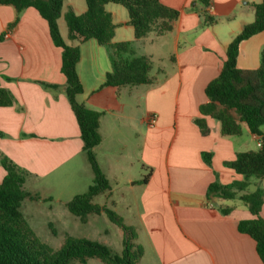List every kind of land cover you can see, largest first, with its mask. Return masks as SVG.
Here are the masks:
<instances>
[{"label":"crops","instance_id":"0c3cea01","mask_svg":"<svg viewBox=\"0 0 264 264\" xmlns=\"http://www.w3.org/2000/svg\"><path fill=\"white\" fill-rule=\"evenodd\" d=\"M159 1L179 17L171 32L153 33L158 42L149 50L137 48L146 37L134 38L122 7L104 6L116 26L112 43L129 42L135 55L150 59L152 75L163 74L152 85L120 89L101 87L111 70L108 48L94 40L79 43L67 37L65 15L69 10L82 15L85 1H63L58 29L64 43L80 53L76 73L83 90L76 100L102 114L101 143L94 148L97 163L108 180L111 167L103 162L112 138L123 148H128L129 131L138 139L137 163L149 170V176L145 184L131 181V188H139L135 232L142 257L150 256L152 264H263L255 242L237 229L239 221L252 218L246 207L237 199L214 198L218 205L233 207L229 215H222L206 198L214 182L226 186L243 181L224 163L238 153L257 150L256 137L246 128L240 136H222L219 123L210 117H205L206 135L194 124L201 117L199 107L208 101L205 87L218 76L228 44L253 22V6L262 0H206V5L201 0ZM205 15L212 24L204 25ZM16 17L17 24L7 30ZM263 50L264 31L241 43L237 68L257 69ZM153 58L164 65L154 69ZM60 65L61 50L52 44L38 13L27 8L17 15L13 7L0 5V86L13 97L11 106L0 108V161L6 158L22 172L27 193L46 194L48 210L66 208L92 182ZM149 116H155L152 127ZM260 130L264 135V126ZM204 152L211 155L210 166L202 158ZM4 176L0 163V180ZM257 189L262 191L264 220V180L250 177L238 195ZM25 200L34 214L41 212L42 203ZM227 201L237 203L230 206Z\"/></svg>","mask_w":264,"mask_h":264},{"label":"trees","instance_id":"16d2710c","mask_svg":"<svg viewBox=\"0 0 264 264\" xmlns=\"http://www.w3.org/2000/svg\"><path fill=\"white\" fill-rule=\"evenodd\" d=\"M63 1L0 0V5L13 7L17 15L24 9H34L46 22L52 44L61 50L60 72L65 80V95L77 123L82 151L92 174V182L86 192L72 197L66 203V209L82 224L87 222L89 215L104 213L109 221L121 229L123 250L121 255H115L102 244L69 236H65L57 251L42 243L21 211V203L25 199L38 198L25 191L22 172L9 160L2 158L0 163L5 176L0 180V264H72L74 261L86 264L88 259H97L102 264H137L143 256V250L139 244H135V229L125 225L121 217L105 205L92 203L95 197L110 192L109 183L94 153V148L101 143L99 123L102 114L87 109L76 100L83 90L76 73L80 53L78 47L64 43L58 29L57 20ZM84 1L86 11L82 15H75L71 10L65 15L67 37L79 43L94 40L110 50L111 70L105 75L101 87L120 89L155 83L156 76L151 74L152 65L148 57L135 55L129 42L112 43L116 26L104 6L114 4L126 11L127 24L132 27L136 40L145 38L149 33L162 36L171 32L179 12L164 6L159 0ZM201 1L207 4L206 0ZM253 9V22L245 25L228 44L225 61L218 76L205 87L204 93L208 101L199 107L201 117L196 118L194 124L202 135H206L208 128L205 117H210L219 123L222 136H240L242 129L246 128L261 140L262 145L257 150L238 153L232 161L224 163L226 168L242 176L243 181L226 186L214 182L208 186L206 198L217 205L222 215H229L233 207L218 205L214 198L219 201L237 199L246 207L252 218L239 221L237 229L255 242L257 256L264 264V220L260 217L262 191L257 189L250 194L238 195L245 190L250 177L264 180V135L260 130L264 126V50L257 69L237 68L241 43L264 31V0L254 5ZM17 22L18 17L7 26V30L12 29ZM203 23L210 25L213 20L205 15ZM12 104L11 93L0 86V108ZM202 158L210 166L211 155L204 152ZM148 176L149 172L141 178L140 183L145 184Z\"/></svg>","mask_w":264,"mask_h":264},{"label":"rangeland","instance_id":"374dc122","mask_svg":"<svg viewBox=\"0 0 264 264\" xmlns=\"http://www.w3.org/2000/svg\"><path fill=\"white\" fill-rule=\"evenodd\" d=\"M156 40L153 33H149L145 39L140 41L141 43L137 45V48L149 50L156 47L158 42ZM152 64L154 69L164 65L156 58H153ZM155 76L156 78H162L163 74L161 72ZM128 139V148H123L119 140L112 138L110 154L103 162L105 165L108 163L111 167L107 180L110 192L95 197L92 203L100 206L105 205L109 210L121 217L125 225L135 229L139 225L137 222L139 188H131V181L141 179L149 170H143L137 163L140 146L138 139L132 136L131 131L128 132ZM129 177H132L131 180H129ZM34 195L38 199H34L33 202L42 203L41 212L34 214L30 210V203L26 200L21 203V211L39 240L53 251H57L62 246L65 236H69L75 239L97 242L109 248L113 254L121 255L123 250L122 231L117 225L109 221L104 213L89 215L87 222L82 224L66 208L60 205L53 210H48V202L43 201L46 194ZM236 203V201H227L230 206ZM30 211L32 214H30ZM135 244H139L137 239ZM72 264L80 263L74 261ZM86 264L102 263L97 259H88ZM137 264H152V258L150 256L141 257Z\"/></svg>","mask_w":264,"mask_h":264},{"label":"built area","instance_id":"2783aa9c","mask_svg":"<svg viewBox=\"0 0 264 264\" xmlns=\"http://www.w3.org/2000/svg\"><path fill=\"white\" fill-rule=\"evenodd\" d=\"M211 9L212 8L209 6L208 10L211 11ZM147 123H148L149 126L152 127L155 124V116H149L148 119H147ZM256 140H257V148H260L261 145H262V142L258 138H256Z\"/></svg>","mask_w":264,"mask_h":264}]
</instances>
